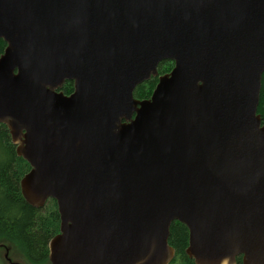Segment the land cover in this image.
Returning <instances> with one entry per match:
<instances>
[{
	"label": "water",
	"instance_id": "1",
	"mask_svg": "<svg viewBox=\"0 0 264 264\" xmlns=\"http://www.w3.org/2000/svg\"><path fill=\"white\" fill-rule=\"evenodd\" d=\"M0 40L20 192L57 207L49 264H169L173 222L194 264H264V0H0Z\"/></svg>",
	"mask_w": 264,
	"mask_h": 264
},
{
	"label": "trees",
	"instance_id": "2",
	"mask_svg": "<svg viewBox=\"0 0 264 264\" xmlns=\"http://www.w3.org/2000/svg\"><path fill=\"white\" fill-rule=\"evenodd\" d=\"M4 46L0 40V54ZM172 65L169 61L162 62L159 73H167ZM156 82L155 78H151L139 85L134 91V97L140 100L149 98ZM61 91L66 95L70 94L72 83L66 82ZM257 114L264 124V73ZM29 169L27 162L17 156L16 146L11 143L8 129L0 125V250L10 248L18 252L17 256L29 264H49L47 245L59 231L57 207L51 199L38 209L24 200L19 184ZM168 244L174 250V258L169 264H194L185 252L188 246V231L184 225L178 222L170 225ZM2 261L0 256V264ZM236 263L241 264V257L236 259ZM10 264L15 263L11 261Z\"/></svg>",
	"mask_w": 264,
	"mask_h": 264
},
{
	"label": "rangeland",
	"instance_id": "3",
	"mask_svg": "<svg viewBox=\"0 0 264 264\" xmlns=\"http://www.w3.org/2000/svg\"><path fill=\"white\" fill-rule=\"evenodd\" d=\"M11 252L14 254H12ZM17 254L18 252H14L13 250H10V248L8 249L3 248V250H0V256H1V259L3 260L1 264H10L11 261H13L15 264H29L24 259H22L20 256H17ZM40 264H47V263H40Z\"/></svg>",
	"mask_w": 264,
	"mask_h": 264
},
{
	"label": "flooded vegetation",
	"instance_id": "4",
	"mask_svg": "<svg viewBox=\"0 0 264 264\" xmlns=\"http://www.w3.org/2000/svg\"><path fill=\"white\" fill-rule=\"evenodd\" d=\"M1 41H2V40H1ZM3 43H4V42H3ZM4 44H5V43H4ZM4 48H5V46H4ZM3 50H4V49H3ZM2 53H3V51H2ZM2 53H1V54H2ZM1 54H0V55H1ZM172 64H173V63H172ZM160 65H161V63H160V64L158 65V67H157L158 76L164 75V74H160V73H159V72H160V71H159V66H160ZM172 68H173V65H172L171 69H170L167 73H169V72L172 70ZM161 72H162V70H161ZM167 73H165V74H167ZM155 79L157 80L158 78L156 77ZM66 82H71V83H72V91H71V93H72V92H73V82H72V81H66ZM66 82H64V84H65ZM145 82H147V81H145ZM145 82H144V83H145ZM64 84H63V85H64ZM142 84H143V83H142ZM156 84H157V82H156ZM156 84H155V85H156ZM63 85H62V87H63ZM140 85H141V84H140ZM62 87H61V88H62ZM137 87H138V86H137ZM137 87H136V88H137ZM61 88H60L58 91L61 92V93H63V92L61 91ZM136 88H135V89H136ZM134 91H135V90H134ZM71 93H70V94H71ZM63 94H64V93H63ZM70 94H68V95H70ZM64 95H66V94H64ZM68 95H66V96H68ZM150 96H151V95H150ZM150 96H149V97H150ZM133 97H134V92H133ZM134 98H135V97H134ZM135 99H136V100H140V99H137V98H135ZM147 99H148V98H147ZM143 100H145V99H143ZM6 128H7V127H6ZM29 170H30V169H29Z\"/></svg>",
	"mask_w": 264,
	"mask_h": 264
}]
</instances>
